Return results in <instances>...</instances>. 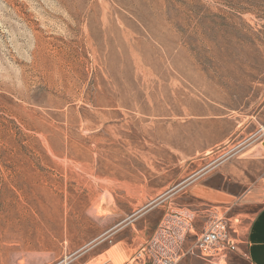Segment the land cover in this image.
Listing matches in <instances>:
<instances>
[{"label": "rangeland", "instance_id": "1", "mask_svg": "<svg viewBox=\"0 0 264 264\" xmlns=\"http://www.w3.org/2000/svg\"><path fill=\"white\" fill-rule=\"evenodd\" d=\"M263 107L264 0H0V264H129L170 209L205 227L193 187L264 177L253 149L204 173Z\"/></svg>", "mask_w": 264, "mask_h": 264}, {"label": "built area", "instance_id": "2", "mask_svg": "<svg viewBox=\"0 0 264 264\" xmlns=\"http://www.w3.org/2000/svg\"><path fill=\"white\" fill-rule=\"evenodd\" d=\"M263 141L264 127L236 144L234 142V147L213 162L204 173L210 168L222 165L231 156L240 155L252 145ZM201 175L191 179L195 180ZM168 197L169 195H161L151 206L163 204ZM207 215L210 221L205 223L203 232L197 235L194 213L185 209H170L153 238L135 254L129 264H180L188 256L198 257L207 263L227 264L230 254L238 250V226L216 209L208 210Z\"/></svg>", "mask_w": 264, "mask_h": 264}, {"label": "crops", "instance_id": "3", "mask_svg": "<svg viewBox=\"0 0 264 264\" xmlns=\"http://www.w3.org/2000/svg\"><path fill=\"white\" fill-rule=\"evenodd\" d=\"M262 110H264V107ZM262 110L249 116H230L236 123L232 135L239 132L234 140L241 137L247 138L264 127V116H261ZM259 145H264V141L252 145L245 151L248 152L250 149H253L250 158L247 160L248 164L251 162H264V147L260 149ZM254 148H257L256 151ZM218 180H220L219 185L214 184L212 181H205L191 189V196L196 201L199 202L201 200L206 202L207 208L199 210V214L203 212L206 213L210 209H216L223 215H225L227 211L232 215V218L229 219L238 226L237 238L239 240V246L236 252L230 254L227 264H264V177L259 178L257 182H255L253 186L247 188L242 195L230 190L229 184L234 180L227 172L224 171ZM223 210L225 213H223ZM189 211L194 214L196 212H194V210ZM249 211H255L253 212L254 214H252V218L250 217L251 212ZM245 217H250V220H245ZM198 218L199 216H197V219ZM195 229L197 235H200L204 227L200 228V225L197 226V223H195ZM239 231L241 233H239ZM111 252L112 249L97 257L91 258L85 264L99 262ZM188 257L190 258L191 256ZM188 257L184 258L181 262ZM196 258L200 260V264H212L198 257Z\"/></svg>", "mask_w": 264, "mask_h": 264}, {"label": "bare ground", "instance_id": "4", "mask_svg": "<svg viewBox=\"0 0 264 264\" xmlns=\"http://www.w3.org/2000/svg\"><path fill=\"white\" fill-rule=\"evenodd\" d=\"M113 260H114V263L116 264H124V262L120 261L118 257H114Z\"/></svg>", "mask_w": 264, "mask_h": 264}]
</instances>
